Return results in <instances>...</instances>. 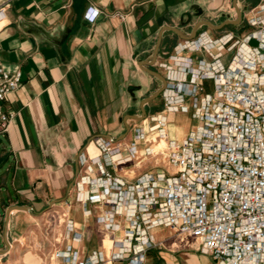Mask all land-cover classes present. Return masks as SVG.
I'll return each mask as SVG.
<instances>
[{"label": "crops", "instance_id": "1", "mask_svg": "<svg viewBox=\"0 0 264 264\" xmlns=\"http://www.w3.org/2000/svg\"><path fill=\"white\" fill-rule=\"evenodd\" d=\"M258 1L238 0L243 16L240 24L232 26L237 34L250 31L244 14ZM5 2L9 6L0 21V60L7 70L19 69L22 81L3 102L10 119L0 133V245L5 244L8 206L31 207L10 211L8 239L12 241L55 204L64 228L54 251L71 245L79 260L94 251L108 256L124 236L125 221L120 217L117 229L106 230L96 220L106 206L77 199L76 182L84 174L80 155L99 153L96 137L125 145L137 127L150 125V117L136 120L131 115H140L142 99L162 86L142 68L161 28L174 26L187 34L201 20L218 24L234 17L232 0H0V5ZM94 9L98 14L91 21ZM182 39L164 31L150 68L163 75L158 61ZM204 84L211 87L210 81ZM153 100L144 105L146 115ZM163 114L169 138H183L195 123L190 112ZM179 115L186 121L173 124ZM147 145L138 142L132 161L108 169L127 183L145 173L171 171L165 155L147 154ZM68 220L81 235L79 241L67 234ZM150 233L155 242L143 264L213 263L195 242L183 241L165 227H154ZM110 264L134 263L114 260Z\"/></svg>", "mask_w": 264, "mask_h": 264}, {"label": "built area", "instance_id": "2", "mask_svg": "<svg viewBox=\"0 0 264 264\" xmlns=\"http://www.w3.org/2000/svg\"><path fill=\"white\" fill-rule=\"evenodd\" d=\"M8 6L0 5V21ZM246 9L250 31H197L158 61L166 86L149 126L137 127L125 145L96 137L99 153L80 155L84 174L76 182L77 199L106 206L96 219L106 230L117 229L123 218L124 236L108 256L94 251L79 260L67 245L55 258L69 264H143L155 242L150 229L162 226L195 242L212 264H264V0ZM97 14L94 9L90 20ZM21 81V71L7 70L0 60V133L10 119L3 102ZM178 111L190 112L195 123L183 138H169L163 112ZM161 138L165 144L155 154L165 155L171 171L127 183L108 169L132 161L138 142L148 143L151 154V144ZM65 228L80 240L71 220Z\"/></svg>", "mask_w": 264, "mask_h": 264}, {"label": "rangeland", "instance_id": "3", "mask_svg": "<svg viewBox=\"0 0 264 264\" xmlns=\"http://www.w3.org/2000/svg\"><path fill=\"white\" fill-rule=\"evenodd\" d=\"M228 28L230 26L224 27L223 30H228ZM231 29L234 28L231 27ZM198 30H206L213 36H217L223 32L221 29L212 30L207 26H202ZM251 43H255V41ZM210 90L211 87L207 86V91ZM152 102L153 105L150 107L149 114L144 119H149L148 117L154 113V109L160 108V105L162 107L160 96ZM184 121L186 119L179 115L173 124H182ZM133 123L134 121H132ZM155 142L152 143L154 146L153 151L157 149ZM55 208V204H52L48 209L40 213L33 225L24 230L17 240L11 241L8 239L10 242L9 247L5 244L0 245V250L4 251V253L0 254V264H59V261L54 257V249L59 244L58 241L60 242L62 239L64 219L60 211H54Z\"/></svg>", "mask_w": 264, "mask_h": 264}, {"label": "water", "instance_id": "4", "mask_svg": "<svg viewBox=\"0 0 264 264\" xmlns=\"http://www.w3.org/2000/svg\"><path fill=\"white\" fill-rule=\"evenodd\" d=\"M232 5H233V8L235 10V15L233 18H230V19H224L222 20L221 22H219L218 24H213L211 23L210 21H207V20H201L197 23H195L191 29V31L189 33H183L180 29L174 27V26H163L158 34V38L156 40V43L154 45V49H153V53L150 57L149 60H145V61H142V63L144 64V66L142 67L146 72H148L149 74H151L152 76H155L156 78H158L159 80H161L162 82V86L160 88H158L157 90H155L152 94H150L149 96L145 97L142 99L141 103H140V110H141V113L140 115H134L132 114L131 117L136 119V120H142L145 118L146 116V111H145V108H144V105L157 98L163 91V89L165 88L166 86V80L164 78L163 75H161L159 72H157L155 69H152L150 68L151 66H153L154 62L156 61V58H157V55H158V51H159V48H160V43H161V35L164 31L166 30H169V31H173L174 33H176L180 38H183V39H189V38H193L198 29L202 26H207L209 27L210 29L212 30H220L222 28H224L225 26L227 25H232V26H235V25H238L241 23L242 21V8H240V6L238 5V0H232ZM126 129L128 130L129 129V126L126 125ZM110 137V136H109ZM13 209H20V210H27L29 211L31 209V207L29 206H26V205H10L8 206L7 210H6V213H5V223H4V233H3V241L5 243V245L7 247L10 246V242L8 240V221H9V214H10V211L13 210ZM3 251L0 250V254H2Z\"/></svg>", "mask_w": 264, "mask_h": 264}, {"label": "bare ground", "instance_id": "5", "mask_svg": "<svg viewBox=\"0 0 264 264\" xmlns=\"http://www.w3.org/2000/svg\"><path fill=\"white\" fill-rule=\"evenodd\" d=\"M153 138H154V136H153ZM157 140L158 139H156L155 141H157ZM155 143L157 144L156 151L155 150L153 151V148H154L153 144H151V146H150V150L152 151L153 156H155L154 154L164 146L165 140L163 138H161L160 140H158ZM3 253H4V251H3Z\"/></svg>", "mask_w": 264, "mask_h": 264}, {"label": "trees", "instance_id": "6", "mask_svg": "<svg viewBox=\"0 0 264 264\" xmlns=\"http://www.w3.org/2000/svg\"><path fill=\"white\" fill-rule=\"evenodd\" d=\"M257 0H252V3L251 4H254ZM227 26H230L232 27V25H227ZM226 27V26H225ZM223 29V28H222Z\"/></svg>", "mask_w": 264, "mask_h": 264}]
</instances>
